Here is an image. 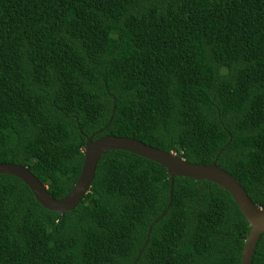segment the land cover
Wrapping results in <instances>:
<instances>
[{
	"label": "trees",
	"instance_id": "trees-1",
	"mask_svg": "<svg viewBox=\"0 0 264 264\" xmlns=\"http://www.w3.org/2000/svg\"><path fill=\"white\" fill-rule=\"evenodd\" d=\"M94 132L215 160L264 208V0H0V162L61 198ZM169 189L122 150L63 213L0 174V264H240L250 226L230 193L175 176L166 209Z\"/></svg>",
	"mask_w": 264,
	"mask_h": 264
},
{
	"label": "water",
	"instance_id": "water-1",
	"mask_svg": "<svg viewBox=\"0 0 264 264\" xmlns=\"http://www.w3.org/2000/svg\"><path fill=\"white\" fill-rule=\"evenodd\" d=\"M97 133L94 132L87 136L83 149L84 158L80 174L70 191L61 198H55L50 195L46 186L25 165L13 162H0V174H8L19 178L28 186L36 201L43 207L63 213L74 209L83 200L91 187L98 161L103 154L109 150H122L136 154L160 164L169 174L170 189L166 209L172 201V185L175 176H185L195 180H208L228 191L250 226L242 247L240 264H251L256 242L261 233L264 232V208L256 205L251 200L235 176L217 166L215 160L208 164L190 162L176 153L166 152L163 149L125 136L106 134L93 138ZM157 220L158 218L151 222L146 234V241L151 227Z\"/></svg>",
	"mask_w": 264,
	"mask_h": 264
}]
</instances>
